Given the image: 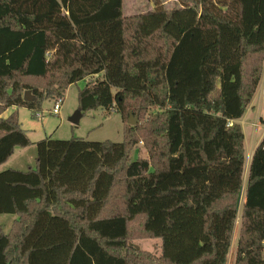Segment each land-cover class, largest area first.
<instances>
[{
	"label": "trees",
	"instance_id": "obj_1",
	"mask_svg": "<svg viewBox=\"0 0 264 264\" xmlns=\"http://www.w3.org/2000/svg\"><path fill=\"white\" fill-rule=\"evenodd\" d=\"M123 6L0 0V166L32 145L4 113L36 117L79 82L83 116L115 107L125 123L121 143L49 137L33 168L0 173V215L18 218L0 225V264H264V137L231 253L246 165L235 122L264 76V0L156 2L132 17ZM151 108L143 135L128 125ZM140 138L148 157L134 159ZM138 240H161L160 252Z\"/></svg>",
	"mask_w": 264,
	"mask_h": 264
},
{
	"label": "rangeland",
	"instance_id": "obj_2",
	"mask_svg": "<svg viewBox=\"0 0 264 264\" xmlns=\"http://www.w3.org/2000/svg\"><path fill=\"white\" fill-rule=\"evenodd\" d=\"M185 0H124L123 14L125 17H132L139 14H145L155 9V3L167 10H172L180 7ZM101 78V76L99 77ZM262 84H264V76ZM86 81L79 82L78 84L72 85L68 88L62 105V109L59 115H53L52 110L55 102L45 101L42 104L41 111L38 113L42 114V118L38 119L34 116V112L26 108H9L3 115L8 117L12 114H17L21 128L26 132L32 145L21 151L18 149L13 161L8 163L4 170L15 169L20 171H26L27 165L34 166L37 157V146L36 144L40 141L51 137L53 140L58 141H69L72 139H81L89 142H106L110 141L113 143H121L124 141V127L122 115L119 113H112L106 115V112L102 109L93 110L86 112L78 126H74L69 122V119L79 110V93L85 87ZM262 88V87H261ZM263 89V88H262ZM263 103V97L259 93L254 105L256 109L252 111L256 113L259 105ZM158 112L157 109H145V115L134 116L138 120V125L141 129L142 135L144 134L145 127L148 125V121L155 117ZM260 115V117H259ZM259 118V119H258ZM130 119V114L128 121ZM245 120L247 123L245 126H241L249 144L251 137V126L258 120L262 125L257 130V142L260 141L264 135V111L258 110V116L251 112V109L246 113L244 118L239 122L242 123ZM128 123V122H127ZM251 124V126H250ZM129 125V124H128ZM249 145H246V165L243 177V189L240 193L238 201V210L234 223V230L232 235V260L235 257L237 244L240 238L242 228V214L243 205L245 200V189L248 180L249 166L251 163ZM146 142L143 138H140L133 149V158L138 157L147 158ZM16 220L14 215H0V225L3 226L5 233H9L11 230L12 223ZM136 248L155 253L160 252L161 240H138L134 242Z\"/></svg>",
	"mask_w": 264,
	"mask_h": 264
},
{
	"label": "crops",
	"instance_id": "obj_3",
	"mask_svg": "<svg viewBox=\"0 0 264 264\" xmlns=\"http://www.w3.org/2000/svg\"><path fill=\"white\" fill-rule=\"evenodd\" d=\"M262 81H263V79H262ZM263 89H262V88ZM259 93L261 94V96L263 97V103L261 104V105H259V107L257 108V111H256V113H255V111L253 112L252 111V109H256V106L254 105V102H255V100H256V98H257V96L259 95ZM13 108H15V107H13ZM251 109V112L254 114V115H256V117L258 116V110L260 109V112H262V110L264 111V84H262V82L260 83V86H259V88H258V90H257V92H256V95H255V97H254V99H253V101H252V103H251V105H250V107L248 108V110H247V112L249 111ZM246 112V113H247ZM259 117H260V115H259ZM4 118H6V117H4ZM261 118V117H260ZM259 119V118H258ZM242 120V119H241ZM236 124H238V125H242V126H245L247 123L245 122V120L242 122V123H240L239 121L238 122H235ZM250 126H251V124H250ZM251 129H252V131H251V137H250V139H249V144H247V140H246V136H245V147H246V145H249V148L251 149L250 150V157H248V158H250V159H252V156H253V154H254V152H255V150H256V148L258 147V145L260 144V142H261V140L263 139V137H264V135L262 136V138L260 139V141L259 142H257V130H254V128H252V126H251ZM27 149V148H26ZM26 149H22L21 151H26ZM17 151H18V149L15 151V154H14V156L5 164V165H2V166H0V173H2V172H5V171H7V170H15V169H6V170H4V168L6 167V165L8 164V163H10L11 161H13V159H14V157H15V155H16V153H17ZM36 161V160H35ZM34 166H35V164H34ZM34 166H30V165H27V169H26V171L31 167V168H33ZM17 171H20V170H17ZM18 218H17V216H16V220H17ZM16 220H14V222L16 221ZM13 222V223H14ZM13 223H12V225H13ZM2 226V225H1ZM12 227V226H11ZM2 228H3V226H2ZM4 229V228H3ZM7 234V233H6Z\"/></svg>",
	"mask_w": 264,
	"mask_h": 264
},
{
	"label": "water",
	"instance_id": "obj_4",
	"mask_svg": "<svg viewBox=\"0 0 264 264\" xmlns=\"http://www.w3.org/2000/svg\"><path fill=\"white\" fill-rule=\"evenodd\" d=\"M36 98L34 96H32V94L30 92H26L24 94V101L25 102H33L35 101ZM83 118V113L81 112V110H78L74 116H72L70 119H69V122L74 125V126H78L81 122ZM128 124L130 126H137L138 125V120L136 118H134L132 115H130V119L128 121Z\"/></svg>",
	"mask_w": 264,
	"mask_h": 264
},
{
	"label": "built area",
	"instance_id": "obj_5",
	"mask_svg": "<svg viewBox=\"0 0 264 264\" xmlns=\"http://www.w3.org/2000/svg\"><path fill=\"white\" fill-rule=\"evenodd\" d=\"M98 76H96L95 78H97ZM64 100L63 99H59L58 101L55 102L53 110H52V114L53 115H59L60 111L62 109V105H63ZM111 113H115V107L110 109ZM38 119H41L43 116L42 114L38 113L36 116ZM234 125L233 122L229 123V127H232ZM262 125L260 124V122L257 120L254 124H253V128L254 130H259V128H261ZM228 264H230V262H228ZM234 264V263H233Z\"/></svg>",
	"mask_w": 264,
	"mask_h": 264
}]
</instances>
